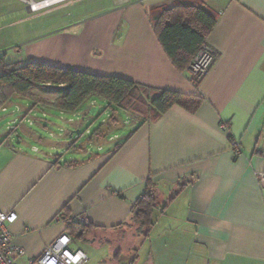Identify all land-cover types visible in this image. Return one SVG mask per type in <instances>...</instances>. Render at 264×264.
I'll return each instance as SVG.
<instances>
[{
	"label": "crops",
	"instance_id": "0c3cea01",
	"mask_svg": "<svg viewBox=\"0 0 264 264\" xmlns=\"http://www.w3.org/2000/svg\"><path fill=\"white\" fill-rule=\"evenodd\" d=\"M178 4H199L217 19L206 40L216 58L197 86L174 67L152 25ZM30 14L21 0H0L6 62L116 76L201 101L193 112L174 105L145 121L95 96L75 112L58 110L51 103L64 85L46 84L33 91L43 101L1 104L0 210L17 214L8 230L24 250L13 264H32L64 233L86 264L117 263L126 247L122 264H264V0H102L94 15L75 13L31 40L22 28ZM16 112L19 124L3 131ZM147 182L158 210L144 237L127 227ZM70 219L85 226L82 239Z\"/></svg>",
	"mask_w": 264,
	"mask_h": 264
},
{
	"label": "trees",
	"instance_id": "16d2710c",
	"mask_svg": "<svg viewBox=\"0 0 264 264\" xmlns=\"http://www.w3.org/2000/svg\"><path fill=\"white\" fill-rule=\"evenodd\" d=\"M216 17L201 5H174L163 8L153 20L157 39L174 67L182 71L194 60L216 24ZM46 84L61 86L60 96L51 105L64 112H75L88 98L105 100L109 107L129 111L143 120H155L172 106L193 112L200 99L170 90L152 89L116 76L93 75L71 68L26 62L12 64L0 58V105L13 96L43 101L33 90ZM158 210L155 191L147 182L144 192L132 206L129 227L147 237ZM70 233L82 239L84 225L70 219ZM90 226H88L89 228Z\"/></svg>",
	"mask_w": 264,
	"mask_h": 264
},
{
	"label": "built area",
	"instance_id": "2783aa9c",
	"mask_svg": "<svg viewBox=\"0 0 264 264\" xmlns=\"http://www.w3.org/2000/svg\"><path fill=\"white\" fill-rule=\"evenodd\" d=\"M27 4L31 11L51 6L56 3H61L66 0H41L35 9L29 4L33 0H21ZM50 1V2H48ZM216 58V53L212 48L204 43L200 47L197 57L192 60L184 71L188 75L190 83L197 86L204 76L208 73ZM233 149L236 154L240 153V146L237 142L233 143ZM258 180L261 187L264 189V173L258 174ZM17 219V214L14 211L3 212L0 210V264H13L14 256H21L24 250L16 245L8 230V226L14 223ZM72 238L64 233L61 234L52 244L48 245L41 256L31 262L32 264H86L88 256L82 250H71L69 248Z\"/></svg>",
	"mask_w": 264,
	"mask_h": 264
},
{
	"label": "rangeland",
	"instance_id": "374dc122",
	"mask_svg": "<svg viewBox=\"0 0 264 264\" xmlns=\"http://www.w3.org/2000/svg\"><path fill=\"white\" fill-rule=\"evenodd\" d=\"M35 1L39 2L41 0H35ZM101 5H102V0H66V1L61 2L59 4L56 3V5L53 4L51 6L44 7V8L38 9L36 11H31L29 9L30 12L33 14H30L28 17V20L23 22V24H22V28L24 29L23 33L27 29V32L29 34L28 37L30 40L35 38V37L42 36L43 34L44 35L48 34L50 32H53L54 29L60 27L62 25V23L64 24L65 20L70 19L73 16V14L82 12V14H84V15H88V16L94 15L95 13L99 12V10L101 9ZM58 17H61L63 19V21L61 19H59ZM59 20L61 21V24H60ZM26 26H27V28H26ZM13 28H14V31L15 30L19 31V29H20L18 27V30H17V27L15 25ZM12 42L14 45H16L18 43L16 41V38H15V33H14V40ZM45 91H47V90H45ZM41 92H44V90L40 89V93ZM97 101L99 104L100 103L102 104L101 99H97ZM126 112L130 116L131 119H134V118L141 119L139 116L134 115L129 111H126ZM20 113H22V112H20ZM109 113H110V111H109ZM119 116H120L121 120H126L127 116L125 114H120ZM16 117L18 120H20V118H21V117L18 118L17 112L13 115L11 114L8 118H6L7 120L3 123L2 130L6 131L8 126H10V125L15 126V125L19 124V123H17L19 121L12 123V121ZM103 117H107V115H103ZM76 119H78V118H76ZM98 121H100V117L98 118L97 122H90L88 124V126L93 125L92 126V129H93V127H95L97 124L100 123ZM26 126L28 128L36 129L35 126L33 127V126L29 125L28 122H26ZM85 128L86 127H83L82 130L80 131V133L84 132ZM128 228H129V226L127 227V230H128ZM78 246L83 247L81 242H79ZM125 249H127V247ZM125 249L122 251L123 254L117 263H114L115 262L114 261L112 263H102V264H122V263H124L125 261H127V259L130 258V256L127 255L128 250H125ZM133 255H135V252Z\"/></svg>",
	"mask_w": 264,
	"mask_h": 264
},
{
	"label": "bare ground",
	"instance_id": "6f19581e",
	"mask_svg": "<svg viewBox=\"0 0 264 264\" xmlns=\"http://www.w3.org/2000/svg\"><path fill=\"white\" fill-rule=\"evenodd\" d=\"M52 1H56V0H52ZM48 2H50V1H48ZM29 4L32 5L35 9H36L37 6H38L37 1H35V0H33V1H29ZM29 9H30V8H29Z\"/></svg>",
	"mask_w": 264,
	"mask_h": 264
}]
</instances>
